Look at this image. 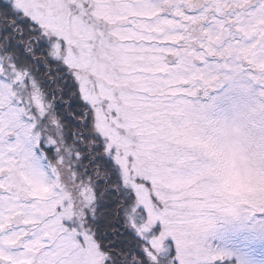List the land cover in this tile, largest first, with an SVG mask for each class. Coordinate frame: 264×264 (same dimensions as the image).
<instances>
[{
	"label": "snow or ice",
	"instance_id": "obj_1",
	"mask_svg": "<svg viewBox=\"0 0 264 264\" xmlns=\"http://www.w3.org/2000/svg\"><path fill=\"white\" fill-rule=\"evenodd\" d=\"M241 75L255 102L218 114ZM242 214L264 220V0H0V264H222Z\"/></svg>",
	"mask_w": 264,
	"mask_h": 264
},
{
	"label": "rangeland",
	"instance_id": "obj_2",
	"mask_svg": "<svg viewBox=\"0 0 264 264\" xmlns=\"http://www.w3.org/2000/svg\"><path fill=\"white\" fill-rule=\"evenodd\" d=\"M250 83L241 75L237 81H225L221 88L212 90L210 96L221 97L217 102L218 114H227L234 106L254 103L255 85L252 94L233 86ZM252 190L243 181L233 189L237 193ZM210 240L215 248L227 254L222 264H264V220L260 217L242 214L239 218L218 219Z\"/></svg>",
	"mask_w": 264,
	"mask_h": 264
}]
</instances>
